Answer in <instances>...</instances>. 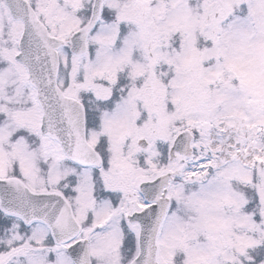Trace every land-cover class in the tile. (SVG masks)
<instances>
[{
    "label": "snow or ice",
    "instance_id": "obj_1",
    "mask_svg": "<svg viewBox=\"0 0 264 264\" xmlns=\"http://www.w3.org/2000/svg\"><path fill=\"white\" fill-rule=\"evenodd\" d=\"M0 264H264V0H0Z\"/></svg>",
    "mask_w": 264,
    "mask_h": 264
}]
</instances>
